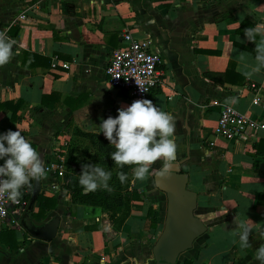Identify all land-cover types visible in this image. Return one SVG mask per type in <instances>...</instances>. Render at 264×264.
Returning <instances> with one entry per match:
<instances>
[{
    "label": "crops",
    "instance_id": "1",
    "mask_svg": "<svg viewBox=\"0 0 264 264\" xmlns=\"http://www.w3.org/2000/svg\"><path fill=\"white\" fill-rule=\"evenodd\" d=\"M128 31L162 59L146 106L105 73ZM224 105L264 123V0H0V169L14 173L12 192L16 176L37 172L17 191L27 204L37 175L39 195L58 200L38 222L37 197L27 216L37 228L56 220L49 238L25 229L27 206L20 228L0 224L18 242H0V264H153L166 210L153 176L168 162L169 140L206 226L177 264H264V128L216 137ZM76 127L125 152L144 155V138L154 146L131 171L139 197L119 230L101 207H70L56 171L39 173L63 142L66 160Z\"/></svg>",
    "mask_w": 264,
    "mask_h": 264
},
{
    "label": "trees",
    "instance_id": "2",
    "mask_svg": "<svg viewBox=\"0 0 264 264\" xmlns=\"http://www.w3.org/2000/svg\"><path fill=\"white\" fill-rule=\"evenodd\" d=\"M45 64L49 65L50 60ZM219 75L220 82L228 77L226 72ZM149 144L151 147H148ZM143 145L144 155L125 152L106 138L76 127L68 144L64 181L61 185L70 195V207L76 205L101 207L113 221L114 228L119 230L130 214L131 201L139 197L136 192L129 191L131 171L145 160L149 148L154 150L148 138L143 139ZM17 197L26 201L28 194L18 193ZM38 202V211L33 214V218L40 222L46 217L47 212L55 208L58 200L54 196L40 194ZM151 214L150 210V217ZM0 242L10 249L18 247L13 230L0 233ZM183 264L193 263L185 260Z\"/></svg>",
    "mask_w": 264,
    "mask_h": 264
},
{
    "label": "built area",
    "instance_id": "3",
    "mask_svg": "<svg viewBox=\"0 0 264 264\" xmlns=\"http://www.w3.org/2000/svg\"><path fill=\"white\" fill-rule=\"evenodd\" d=\"M161 62V56L150 49L149 40H137L128 31L122 36L120 45L108 56L105 68L108 84L127 92L132 102L146 106L152 89L162 82L164 73L159 69ZM251 87L255 93L253 101L257 103L260 89L256 85ZM248 127L264 128V123L251 121L233 106L224 105L213 133L224 140L236 141L244 137ZM66 145L67 142L58 145L55 159L39 173L54 170L64 181ZM25 173L30 176L37 174L35 170ZM13 174L0 169V224L20 228L16 217L24 212L27 203L12 192Z\"/></svg>",
    "mask_w": 264,
    "mask_h": 264
},
{
    "label": "water",
    "instance_id": "4",
    "mask_svg": "<svg viewBox=\"0 0 264 264\" xmlns=\"http://www.w3.org/2000/svg\"><path fill=\"white\" fill-rule=\"evenodd\" d=\"M166 145L170 150L166 158L168 162L153 176L154 185L166 196L165 221L163 230L153 246V264H177L180 255L191 249L194 241L206 231L205 224L195 214L197 194L188 187V175L182 171L177 161L174 142L169 140ZM30 182L29 175L16 176L13 194H17L20 185ZM39 190L40 180L37 175L22 224L33 236L49 238L56 229V220L37 228L27 218L28 213L33 210ZM45 231L48 235L44 234Z\"/></svg>",
    "mask_w": 264,
    "mask_h": 264
},
{
    "label": "rangeland",
    "instance_id": "5",
    "mask_svg": "<svg viewBox=\"0 0 264 264\" xmlns=\"http://www.w3.org/2000/svg\"><path fill=\"white\" fill-rule=\"evenodd\" d=\"M70 141V140H69Z\"/></svg>",
    "mask_w": 264,
    "mask_h": 264
}]
</instances>
